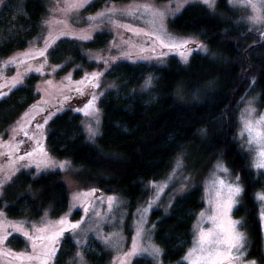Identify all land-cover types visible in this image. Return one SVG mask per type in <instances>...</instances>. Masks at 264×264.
I'll list each match as a JSON object with an SVG mask.
<instances>
[{
    "label": "trees",
    "instance_id": "1",
    "mask_svg": "<svg viewBox=\"0 0 264 264\" xmlns=\"http://www.w3.org/2000/svg\"><path fill=\"white\" fill-rule=\"evenodd\" d=\"M130 0H94L91 12L111 4ZM167 1V0H159ZM218 12L199 3L187 4L170 21V28L180 35L194 36L205 49L195 51L187 62L171 55L164 64L119 62L106 77L115 82L100 98V133L90 143L83 132L82 116L68 108L49 121L46 142L52 155L70 159L73 175L82 187L104 193H119L129 211L125 231L132 233V215L152 195L151 183L165 178L177 155L183 153L186 169L204 174L222 161L239 178L242 193L233 215L245 233L246 258L264 264V237L260 221V203L264 192V174L255 172L247 153L236 139L238 112L247 94H257L264 108V42L256 40L252 28L240 19L227 0H219ZM43 0H25L24 11L0 44V57L24 48L37 36L45 14ZM5 19L0 32L6 33ZM110 34H98L84 46L64 44L53 52L52 60L61 62L66 54L80 67L92 68L85 49L102 47ZM81 69H76L78 75ZM151 85L140 90L146 77ZM37 76L24 85L7 91L0 99V131L8 127L37 99ZM69 189L60 171L34 175L20 170L7 183L0 198V210L13 219L34 220L48 211L51 217L62 215L69 207ZM202 186H195L175 198L167 212L152 210L149 224L152 239L161 249L163 264H186L184 257L193 244V228L204 208ZM15 248L24 240H10ZM76 250L66 237L56 257V264H68ZM89 264H108L110 252L85 253ZM132 264H152L146 257H136Z\"/></svg>",
    "mask_w": 264,
    "mask_h": 264
},
{
    "label": "rangeland",
    "instance_id": "2",
    "mask_svg": "<svg viewBox=\"0 0 264 264\" xmlns=\"http://www.w3.org/2000/svg\"><path fill=\"white\" fill-rule=\"evenodd\" d=\"M43 1L46 11L38 26L37 36L24 48L0 57V99L11 88L24 85L31 75L37 76L38 95L33 104L8 127L0 131V198L4 186L17 172L25 169L31 170L34 175L47 171H60L69 189L70 201L68 209L62 215L51 217L46 211L34 220L9 218L4 209H1L0 264H40L39 260L16 257L33 254L32 240L41 234L36 232V229L47 228L48 231L43 234L51 235L59 232L61 227L67 229L71 224H78V227L63 231L55 242H44L55 253L49 258L48 264H56L57 254L66 237H70L76 246L68 264H89L85 253L100 251V248L111 253L112 258L108 264H132L139 256L150 259L152 264H163L161 249L152 239V225L149 224L152 210L157 209L165 213L176 197L195 186H202L205 205L194 223V240L200 230L207 231L212 227L207 217L213 214L214 204H210L209 201L215 199L214 182L218 181L239 186L241 189L239 195L235 197L228 217L232 221L239 222L236 230L245 237L239 219L233 215L242 193V186L237 176L222 161H217L204 174L199 175L186 169L183 153L178 154L165 178L151 183V197L134 211L132 233L128 237L125 224L129 211L122 195L80 186L73 175L75 167L71 160L52 155L46 142L50 119L70 108L82 116V128L86 139L90 143H95L100 133L99 100L105 92L116 88L115 82L106 77L105 73L122 61L134 64L146 62L164 64L169 56L175 55L183 63L187 62L193 52L205 49L204 44L194 36L174 32L170 28V21L191 3L202 4L216 13L219 0H214L211 5L206 0H130L114 3L94 12L88 9L89 4L94 0ZM24 2L25 0H0V19H5L7 22L4 26L6 33L0 32V44L7 38V33H12L15 29L12 21L18 14L23 13ZM227 2L238 11L240 19L252 28L253 38L257 41L258 34L264 29V21L254 22L252 17L257 13L264 14V0H235L234 3L227 0ZM81 4L83 7L79 6ZM100 13L106 15L100 16ZM104 32L110 34L104 46L84 50L89 61L95 63L94 67L82 68L76 63L68 66L67 64L72 61L69 54H66L68 56L61 62L52 60L53 52L57 51L61 44L68 47L71 53L73 46H84ZM45 49V54L41 56L39 53ZM9 61L13 63L10 64ZM76 69H81V73L77 75ZM144 82L140 90L149 88L150 76H147ZM250 108L254 109L252 112L254 118L259 119L260 116H264V108L259 106L257 94H247L238 112L236 139L242 150L247 153L253 170L264 174V169L255 167L256 155L249 151L247 136L241 135L242 117ZM89 128L95 132V135L89 133ZM218 163L223 164L227 169L226 173L216 168ZM261 195H264V192H258L257 199ZM109 198H112L111 202ZM258 201L264 237V200L258 199ZM201 213H205L203 219ZM62 219L65 220V224H58ZM29 236H32V240ZM15 238L23 239L24 246L13 247L10 240ZM40 243L37 240V244ZM134 251L135 254H132ZM185 262L188 264V261ZM236 264H256L246 258L245 246Z\"/></svg>",
    "mask_w": 264,
    "mask_h": 264
},
{
    "label": "snow or ice",
    "instance_id": "3",
    "mask_svg": "<svg viewBox=\"0 0 264 264\" xmlns=\"http://www.w3.org/2000/svg\"><path fill=\"white\" fill-rule=\"evenodd\" d=\"M206 2L211 5L214 3V0H206ZM230 2L234 3L235 0H230ZM72 6L75 7L76 5ZM79 6L83 7L82 4ZM146 11H149V9H146ZM99 15L103 16L106 15V13H100ZM252 19L254 22L264 21V14L257 13ZM45 51L46 49L39 54L43 56ZM9 63L11 64L13 62L9 61ZM37 71H39V69H37ZM253 111L254 109H247L245 115L242 117L241 135L247 136L249 151L254 152L256 155L255 167L264 169V116H260L259 119H256L252 116ZM89 133L95 135V132L91 128H89ZM216 168L221 172H227V169L222 163H218ZM237 179L239 178L237 177ZM214 187L216 188L215 199L209 201L210 204H214V211L211 216L207 217L212 227L207 231L200 230L196 234L192 248L184 257V259L188 261V264H236V262L240 260V253L244 247V236L236 230V225L239 222L232 221L228 217V213L235 202V197L239 195L241 189L239 186L226 184L224 181L214 182ZM258 199L264 200V195L258 196ZM109 201L111 202L112 198H109ZM201 217L203 219L205 213H201ZM58 224L64 225L65 220H60ZM49 227H51V225ZM77 227L78 224L68 225L67 229L61 227L59 232L52 233L51 235L43 234L48 231L47 228L36 229L35 231L41 234L36 236L35 240H32V236H29V239L33 242V254L27 257L20 256L16 258L39 260L40 264H48L49 258L54 256L55 253L50 250L44 242H55L63 231L76 229ZM37 240L41 243L37 244ZM37 249H42V251H37ZM132 254H135V251Z\"/></svg>",
    "mask_w": 264,
    "mask_h": 264
},
{
    "label": "water",
    "instance_id": "4",
    "mask_svg": "<svg viewBox=\"0 0 264 264\" xmlns=\"http://www.w3.org/2000/svg\"><path fill=\"white\" fill-rule=\"evenodd\" d=\"M264 42V29L258 34V40L251 45V47H256L262 45Z\"/></svg>",
    "mask_w": 264,
    "mask_h": 264
}]
</instances>
